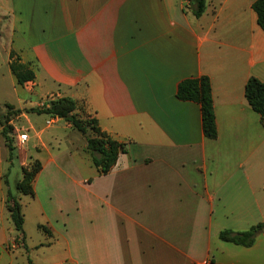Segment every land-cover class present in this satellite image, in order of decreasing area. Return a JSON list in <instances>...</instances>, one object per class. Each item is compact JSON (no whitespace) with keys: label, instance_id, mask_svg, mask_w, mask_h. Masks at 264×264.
I'll return each instance as SVG.
<instances>
[{"label":"crops","instance_id":"crops-1","mask_svg":"<svg viewBox=\"0 0 264 264\" xmlns=\"http://www.w3.org/2000/svg\"><path fill=\"white\" fill-rule=\"evenodd\" d=\"M192 1L0 0L9 60L36 74L20 86L24 102L72 98L127 151L101 174L82 134L52 131L71 124L49 116L37 131L25 112L35 106L15 107L11 124L35 132L28 151L42 169L22 204L0 126V264H264V228L250 248L219 239L264 224V127L245 94L251 78L264 83L257 0H206L200 17ZM200 77L212 85L215 140L200 105L177 98L183 80Z\"/></svg>","mask_w":264,"mask_h":264},{"label":"trees","instance_id":"trees-1","mask_svg":"<svg viewBox=\"0 0 264 264\" xmlns=\"http://www.w3.org/2000/svg\"><path fill=\"white\" fill-rule=\"evenodd\" d=\"M192 10L196 17L202 16L206 10V0H193ZM253 10L257 14L258 25L264 32V0H257L253 4ZM13 56L14 54L11 53L9 68L16 79L17 85L24 86L28 82H33L36 78L35 71L29 65L20 63L19 59H13ZM245 94L251 108L260 115L264 127V83L256 78H251L246 84ZM177 98L181 101L194 102L200 105L204 135L211 140L217 139L218 130L210 79L208 77H200L183 80L178 85ZM6 106L17 114L23 113V110H15V107L11 104ZM25 112L48 115L71 124L72 128L85 138V150L90 154L93 165L101 174H108L117 164L119 156L127 152L125 144L113 139L108 133L104 132L96 119L90 117L82 118L79 114V105L72 98L63 97L50 101L47 105L26 109ZM10 122L11 119L8 118L0 120V126L2 127L1 136L9 152L8 161L12 160L14 151L12 138L14 128ZM41 169L42 165L38 160L30 169H23L22 179L15 186L18 194L34 197L33 183ZM7 208L17 232L22 233L25 222L22 205L11 194L8 195ZM263 228L264 224H259L246 231L234 232L225 230L219 234V239L250 248L256 242ZM28 262L29 264H34L30 259Z\"/></svg>","mask_w":264,"mask_h":264},{"label":"rangeland","instance_id":"rangeland-1","mask_svg":"<svg viewBox=\"0 0 264 264\" xmlns=\"http://www.w3.org/2000/svg\"><path fill=\"white\" fill-rule=\"evenodd\" d=\"M5 23L4 19H0V120L4 119H11V121L16 120L18 116L21 114H17L14 112V110L9 109L6 105L12 104L14 107L19 108L21 106H24V104H27L29 106H37L40 102H46V99H40V97H34L33 100H29L28 103H25L24 100L26 99V93L23 91V89L20 86L16 85V79L9 68V44L6 42L3 37L5 36L4 33L1 31L2 25ZM13 59H16L13 56ZM16 86V88H15ZM23 100V102H20ZM9 103V104H6ZM15 109V108H14ZM16 110V109H15ZM84 118V117H82ZM51 118L49 116H39V115H32L31 120L33 125L36 127L37 131H41L47 127V121H49ZM85 119V118H84ZM11 124V122H10ZM12 125V124H11ZM21 126L25 129L23 130L20 128L18 131L14 129L12 132V138H13V157L12 160L9 161L12 164L11 169V178H17V182L20 177L22 179L23 175V169L28 168L30 169L33 164L37 161L36 159L30 158V151H28V147H30V144L34 142L33 136L35 132L30 128L29 124L26 123V121L22 120ZM64 122H59L54 125L52 131L54 129H59V135L61 137H68V138H74L79 140L81 137V134L78 131L74 130H63ZM14 128V127H13ZM28 133H27V132ZM48 132H51V130H48ZM28 134L30 139L25 143H22V135ZM16 182V183H17ZM22 204H27V201H31L30 197L22 196ZM29 236H32V238L37 237V229L35 226V218H30L29 223L27 225ZM36 235V236H35Z\"/></svg>","mask_w":264,"mask_h":264},{"label":"built area","instance_id":"built-area-1","mask_svg":"<svg viewBox=\"0 0 264 264\" xmlns=\"http://www.w3.org/2000/svg\"><path fill=\"white\" fill-rule=\"evenodd\" d=\"M49 123H50V122H49ZM21 138H22V140H21L22 143H25V141L27 140V136H26V135H22Z\"/></svg>","mask_w":264,"mask_h":264}]
</instances>
